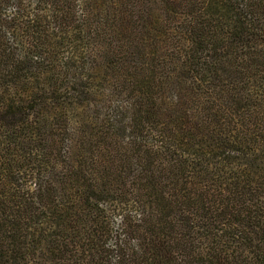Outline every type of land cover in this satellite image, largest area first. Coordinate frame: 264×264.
Returning a JSON list of instances; mask_svg holds the SVG:
<instances>
[{
	"label": "trees",
	"instance_id": "obj_1",
	"mask_svg": "<svg viewBox=\"0 0 264 264\" xmlns=\"http://www.w3.org/2000/svg\"><path fill=\"white\" fill-rule=\"evenodd\" d=\"M0 264H264V0H0Z\"/></svg>",
	"mask_w": 264,
	"mask_h": 264
}]
</instances>
